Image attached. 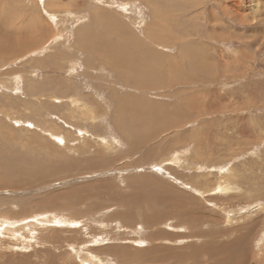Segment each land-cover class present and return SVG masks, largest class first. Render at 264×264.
I'll use <instances>...</instances> for the list:
<instances>
[{"label":"rangeland","instance_id":"374dc122","mask_svg":"<svg viewBox=\"0 0 264 264\" xmlns=\"http://www.w3.org/2000/svg\"><path fill=\"white\" fill-rule=\"evenodd\" d=\"M0 14L22 45L0 60V160L28 175L0 190V264H264V0ZM150 181L181 195L179 217L124 223L114 200Z\"/></svg>","mask_w":264,"mask_h":264},{"label":"bare ground","instance_id":"6f19581e","mask_svg":"<svg viewBox=\"0 0 264 264\" xmlns=\"http://www.w3.org/2000/svg\"><path fill=\"white\" fill-rule=\"evenodd\" d=\"M0 19H1V14H0ZM1 21L2 20H0V22ZM6 21H9V20L8 19L7 20L5 19V22ZM6 33H7V31H6ZM1 37L2 38H0V60L1 61H5L6 58L9 59V57L12 58V59L13 58L14 59H16V58L18 59V55L21 54L19 52V49H20V45L21 44L19 45V44L16 43V45H13L14 47H8L7 38L4 35H1ZM21 47H22V45H21ZM141 138H143L142 135L138 136L137 140H140ZM17 144H19V143H17ZM141 144H143V143H141ZM0 148H1V144H0ZM18 158L19 159H17V161H20V159H22L19 156H18ZM22 161H23V159L20 161V164H19V166H17V168L10 169L8 167V165L6 164L7 163V160H6V162H4L3 161V158L1 157V160H0V190H2L1 188H6L8 186L9 187L12 186V187L17 188V189L20 188V183L22 182V177L24 175H25V177L28 176V175H26L27 174V171L25 169H23V167H22L23 165H21ZM43 164L46 166L45 168H47V166L49 165L48 163L45 164L44 162H43ZM45 168H44V170H45ZM46 170H48V168ZM40 180H42V179L40 178ZM40 180H39V182H40ZM149 185L151 186L152 189H149L148 191L146 190L144 193H136L135 192V194L132 196V200L131 201H128V198L127 197H123V198H121V197L119 198L118 197L117 199L114 200V201H116V203H117V205L119 207H122V208L124 207L126 209L124 211V213L122 214V217H121V218H123V220H125V222L123 221L124 223H126V222L127 223L128 222H132V221L136 220L135 218H133V216L138 215V212H141L140 215H141V220L143 221L142 222L143 225H146V222L153 221L154 222V225L153 226H155V225L161 223L163 220L166 221V220H169L170 219L171 213H167L166 214L165 207H172L171 209H174L173 211L175 212L174 217H177V218L179 217V213L184 208V202H183L184 200L181 198V195H178L177 193H175L172 190L173 188L171 189L169 187H164V188L166 190H170V193H168V192L161 193L159 191V188L161 190H163V187H161L157 182L150 181ZM224 189H225V187L224 188L221 187V190H222L221 193H223V190ZM178 199H179V201H181V203L178 202L180 204H177V200ZM155 207H157V208H155ZM163 207H164V209H163ZM188 209H190V208L188 207ZM1 217L2 216H0V218ZM132 218L134 220H132ZM58 223H59L58 225H60L62 223V221H58ZM221 248H222V250L220 249L221 250L219 252L220 254H222V252L224 250L223 247H221ZM158 250L159 249H154L153 251L154 252H157ZM217 252H216V254H218ZM159 254H160V252L157 253V254H153L152 253L151 262H158V261L162 260L163 258ZM210 255H211V257H213L215 255V251H211L210 252ZM122 258H125L126 260L127 259H130V260L132 259L134 261V259H136V256H132V255H129V254H125V255H122ZM83 264H85V263L83 262Z\"/></svg>","mask_w":264,"mask_h":264}]
</instances>
